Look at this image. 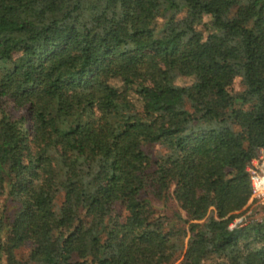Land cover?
<instances>
[{"label": "trees", "instance_id": "trees-1", "mask_svg": "<svg viewBox=\"0 0 264 264\" xmlns=\"http://www.w3.org/2000/svg\"><path fill=\"white\" fill-rule=\"evenodd\" d=\"M3 98L31 125L0 107V193L16 202L1 249L27 246L36 264H173L176 232L150 188L184 210L178 264H264V221L228 228L264 150V0H0ZM153 143L166 152L149 172Z\"/></svg>", "mask_w": 264, "mask_h": 264}, {"label": "rangeland", "instance_id": "rangeland-1", "mask_svg": "<svg viewBox=\"0 0 264 264\" xmlns=\"http://www.w3.org/2000/svg\"><path fill=\"white\" fill-rule=\"evenodd\" d=\"M205 20H207V18H205L204 21ZM162 22L163 20H159L158 26H160ZM200 28L201 29L203 28L202 25H200ZM191 81L192 78L187 75H181L179 78L176 79V83L179 85L187 84V83L190 84ZM113 83L116 84L117 86L120 85V83H118L116 80L113 81ZM241 88H242V83L240 81V78L239 76H236L231 85V90L232 92H235L236 90H239ZM130 97H132V100H134L133 102L135 109L139 111L140 106L139 103L137 102L134 93L130 92ZM0 107L10 117H17L18 115H23L26 119L25 120L26 126L30 127L31 124L27 120V112L24 106L15 107L11 103V101H9L7 98H3L1 99ZM62 142H64V139L60 136H56L53 142L46 149L48 155L50 156L53 162L58 161L59 153L57 147ZM145 148L149 154V163L146 171L151 172L154 169L153 160H155L157 156L163 155L166 151L158 143L146 145ZM261 157H264L263 149H260L257 156L251 158L248 161L246 165V170L252 159L258 160ZM247 172L249 173V177H250L251 173L248 170ZM250 183H251V177H250ZM87 187L91 189L92 185L87 184ZM7 190L8 188L4 192L0 193V213L2 215L1 217L2 226L0 229V246L2 245L6 246V244L12 243L10 233L7 230V225L11 221L12 212L14 211V208L16 206V202L11 199V197L8 195ZM146 197L150 200L155 210L154 211L155 214L161 216L166 227L176 232L174 236V240L177 246L179 247L177 251L179 255L173 264H178L183 259L185 247L187 246V242L190 235L189 229H187V222L182 220L185 217L184 210L178 206L176 201L171 196L170 192L167 195H164L162 193H157V191L149 188L148 192L146 193ZM62 200H63V193L60 192L57 194L55 198L54 203L56 208L61 204ZM209 209H213V207L210 206ZM111 215H118V218L122 219V217L125 215V210L121 205L116 204L114 205L113 210L111 211ZM253 219H260L264 221V195L254 196L252 194V186H251V194L248 202L242 209L237 210L236 216L232 219V221L229 224L236 222V225L237 224L243 225ZM28 253H29V247L27 246H20L19 248H13L11 250L1 249L0 261L2 262V264H36L35 262L29 259ZM213 262H214L213 260H210L207 261L206 263L211 264Z\"/></svg>", "mask_w": 264, "mask_h": 264}, {"label": "built area", "instance_id": "built-area-1", "mask_svg": "<svg viewBox=\"0 0 264 264\" xmlns=\"http://www.w3.org/2000/svg\"><path fill=\"white\" fill-rule=\"evenodd\" d=\"M247 170L251 173V186L252 194L254 196L264 195V184L260 183V178L264 176V157L257 159H252ZM236 225V222L229 224V228Z\"/></svg>", "mask_w": 264, "mask_h": 264}, {"label": "bare ground", "instance_id": "bare-ground-1", "mask_svg": "<svg viewBox=\"0 0 264 264\" xmlns=\"http://www.w3.org/2000/svg\"><path fill=\"white\" fill-rule=\"evenodd\" d=\"M258 184H264V176L262 178H260V183Z\"/></svg>", "mask_w": 264, "mask_h": 264}]
</instances>
